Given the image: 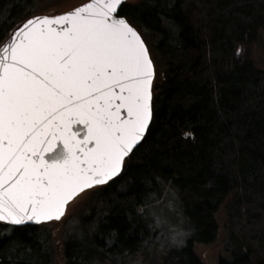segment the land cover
I'll use <instances>...</instances> for the list:
<instances>
[{"label":"trees","instance_id":"trees-1","mask_svg":"<svg viewBox=\"0 0 264 264\" xmlns=\"http://www.w3.org/2000/svg\"><path fill=\"white\" fill-rule=\"evenodd\" d=\"M36 4L0 0V29L35 14ZM120 14L155 65L147 140L122 176L64 220L60 258L51 221L0 237V264L21 256L25 264H136L163 235L149 206L164 203L188 237L153 250L147 264H205L192 245L216 238L220 206L228 240L216 264H264V69L248 51L264 29V0H140Z\"/></svg>","mask_w":264,"mask_h":264},{"label":"snow or ice","instance_id":"snow-or-ice-1","mask_svg":"<svg viewBox=\"0 0 264 264\" xmlns=\"http://www.w3.org/2000/svg\"><path fill=\"white\" fill-rule=\"evenodd\" d=\"M125 2L88 0L0 29V237L61 221L70 202L122 176L147 140L156 71L120 14Z\"/></svg>","mask_w":264,"mask_h":264},{"label":"rangeland","instance_id":"rangeland-1","mask_svg":"<svg viewBox=\"0 0 264 264\" xmlns=\"http://www.w3.org/2000/svg\"><path fill=\"white\" fill-rule=\"evenodd\" d=\"M86 0H37V4L35 5L34 13H47L53 14L65 11L70 9L71 7L82 3ZM128 2H136L140 0H127ZM249 56L252 59L254 65L259 69H264V29H260L258 31V35L256 40L250 45ZM88 193H84L77 197L74 201H72L68 205L67 214L65 217L59 221L55 222V225L52 229V237L54 243L57 246L58 256L60 258V245L62 236L60 232L62 231V226L64 220L68 219L72 215H77L79 210L82 209L83 204L86 202ZM163 210H157L158 208L152 204L149 206V213L151 216L156 219H152L154 223H157L158 226L162 227L163 235L153 240L152 243H147L145 248L141 250L146 252V257L140 258L136 264H147V256L154 255L155 251L153 250H166V248L172 245H182L188 235L186 231L182 227H178L179 221H173L167 217L168 213V205L164 203ZM215 218L218 224V230L216 233V238L210 243H200L194 242L192 245V249L199 259L205 264H216L219 257L224 253V247L228 240V231H227V223L224 217L222 206L218 208L215 213ZM72 228L77 226V221L72 223ZM176 237V240H173V237ZM157 251V253H158ZM58 258V259H59ZM57 260V258H56Z\"/></svg>","mask_w":264,"mask_h":264},{"label":"water","instance_id":"water-1","mask_svg":"<svg viewBox=\"0 0 264 264\" xmlns=\"http://www.w3.org/2000/svg\"><path fill=\"white\" fill-rule=\"evenodd\" d=\"M87 2H88V0L82 2V3L78 4V5H75V6L71 7L70 9H72V8H74V7H76V6H79V5L83 4V3H87ZM70 9H67V10H65V11H68V10H70ZM65 11L58 12V13H55V14H47V15H57V14H61V13L65 12ZM44 14H46V13H40V14H35V15H44ZM35 15H31V16H35ZM31 16H29V17H31ZM29 17H27V18H29ZM27 18H26V19H27ZM26 19H24V20H26ZM24 20H23V21H24ZM23 21H22V22H23ZM22 22H21V23H22ZM19 24H20V23H19ZM19 24H18V25H19ZM26 225H35V223L29 222V223L26 224Z\"/></svg>","mask_w":264,"mask_h":264}]
</instances>
